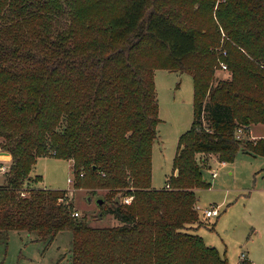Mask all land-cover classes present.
I'll list each match as a JSON object with an SVG mask.
<instances>
[{
  "label": "trees",
  "instance_id": "obj_1",
  "mask_svg": "<svg viewBox=\"0 0 264 264\" xmlns=\"http://www.w3.org/2000/svg\"><path fill=\"white\" fill-rule=\"evenodd\" d=\"M215 1L0 0V144L12 160L0 184L4 242L24 230L48 244L69 229L71 264H228L186 229L203 224L204 153L264 156V137H237L264 124V0H225L214 11ZM221 61L230 77L214 82ZM159 68L189 73L194 103L170 187L157 189ZM47 155L72 161L75 188L106 190L99 214L119 224L92 226L74 215L66 189L30 186Z\"/></svg>",
  "mask_w": 264,
  "mask_h": 264
},
{
  "label": "rangeland",
  "instance_id": "obj_2",
  "mask_svg": "<svg viewBox=\"0 0 264 264\" xmlns=\"http://www.w3.org/2000/svg\"><path fill=\"white\" fill-rule=\"evenodd\" d=\"M222 1L225 0L215 1L214 11ZM221 63L214 82L230 77ZM155 86L160 122L152 151V187L159 189L173 173V158L180 135L192 124L194 89L189 73L163 68L155 70ZM248 132L243 131L242 135L250 139L258 135L264 137V124H252L251 135ZM3 151L6 150L0 144V164L6 165V170L0 171V184L6 182L12 162L9 154ZM203 156L206 159L202 166L203 176L210 183L209 188L197 190L203 224L186 230L200 234L208 245L225 253L228 264H239L242 252L253 264H264V156L239 152L232 162L225 164L215 153ZM212 171H217V175L212 176ZM31 174L33 178L38 174L42 177L39 181L32 180V187L66 189V201L72 202L79 215L85 216L92 226L119 224L110 214H99L96 200L106 190L97 189L94 195L90 188H75L71 160L49 155L38 157ZM21 194H28V190H21ZM132 198L122 196L121 201L129 204ZM211 205H218L220 214L206 217L203 210ZM71 243L69 229L60 231L48 244L36 240L34 233L11 230L7 241L0 238V264H71Z\"/></svg>",
  "mask_w": 264,
  "mask_h": 264
},
{
  "label": "built area",
  "instance_id": "obj_3",
  "mask_svg": "<svg viewBox=\"0 0 264 264\" xmlns=\"http://www.w3.org/2000/svg\"><path fill=\"white\" fill-rule=\"evenodd\" d=\"M222 64V67H226V64L224 62L221 63ZM244 130H249L248 127H245V128H238L237 129V137H240L242 135V132ZM224 162H222L223 164ZM6 170V165L5 164H0V171H4ZM217 175V171H212V176H216ZM70 180V179H69ZM166 187H170L169 184L166 185ZM204 214L206 217H211V216H217L220 214V208L218 205H211L209 207H206L204 210H203ZM74 215L77 216L79 215V213L77 211L74 212ZM241 258L242 259H248L246 254L244 252H242L241 254ZM253 264V263H251Z\"/></svg>",
  "mask_w": 264,
  "mask_h": 264
},
{
  "label": "water",
  "instance_id": "obj_4",
  "mask_svg": "<svg viewBox=\"0 0 264 264\" xmlns=\"http://www.w3.org/2000/svg\"><path fill=\"white\" fill-rule=\"evenodd\" d=\"M2 153H5V154H9V155H10V153H9L8 151H3ZM90 199H91V198L88 197V200H90ZM96 202H97V204H102V202H103V198L98 197L97 200H96Z\"/></svg>",
  "mask_w": 264,
  "mask_h": 264
},
{
  "label": "crops",
  "instance_id": "obj_5",
  "mask_svg": "<svg viewBox=\"0 0 264 264\" xmlns=\"http://www.w3.org/2000/svg\"><path fill=\"white\" fill-rule=\"evenodd\" d=\"M251 126H250V128H249V132L248 133H250V135H251ZM259 136H261V135H258V136H252V138H260ZM9 157L11 158V155H9ZM222 163V162H221ZM223 164H225V162L223 163ZM252 263V262H251Z\"/></svg>",
  "mask_w": 264,
  "mask_h": 264
}]
</instances>
